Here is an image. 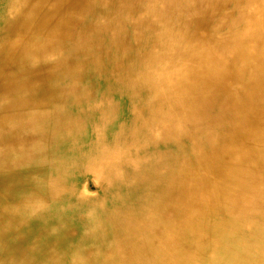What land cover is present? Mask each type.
<instances>
[{"label":"bare ground","instance_id":"6f19581e","mask_svg":"<svg viewBox=\"0 0 264 264\" xmlns=\"http://www.w3.org/2000/svg\"><path fill=\"white\" fill-rule=\"evenodd\" d=\"M0 264H264V0H1Z\"/></svg>","mask_w":264,"mask_h":264},{"label":"rangeland","instance_id":"374dc122","mask_svg":"<svg viewBox=\"0 0 264 264\" xmlns=\"http://www.w3.org/2000/svg\"><path fill=\"white\" fill-rule=\"evenodd\" d=\"M0 2H1V0H0ZM85 183H86L87 188H88V190H89L90 192H92V193H96V192H97V187H96V185L94 184V182H93L92 179L87 178V179L85 180Z\"/></svg>","mask_w":264,"mask_h":264}]
</instances>
